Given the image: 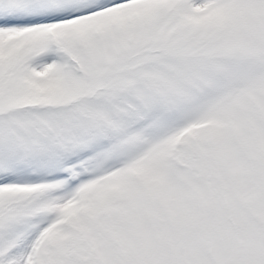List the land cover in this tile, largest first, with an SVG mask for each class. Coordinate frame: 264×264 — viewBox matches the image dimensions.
Segmentation results:
<instances>
[{"label": "snow or ice", "instance_id": "obj_1", "mask_svg": "<svg viewBox=\"0 0 264 264\" xmlns=\"http://www.w3.org/2000/svg\"><path fill=\"white\" fill-rule=\"evenodd\" d=\"M0 264H264V0H0Z\"/></svg>", "mask_w": 264, "mask_h": 264}]
</instances>
